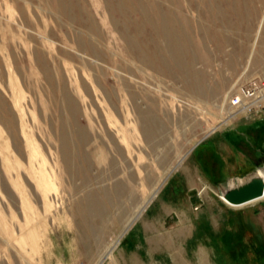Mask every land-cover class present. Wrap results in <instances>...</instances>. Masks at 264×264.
I'll return each instance as SVG.
<instances>
[{"label": "rangeland", "instance_id": "rangeland-1", "mask_svg": "<svg viewBox=\"0 0 264 264\" xmlns=\"http://www.w3.org/2000/svg\"><path fill=\"white\" fill-rule=\"evenodd\" d=\"M263 44L264 0H0V264H264V198L219 197Z\"/></svg>", "mask_w": 264, "mask_h": 264}, {"label": "built area", "instance_id": "built-area-1", "mask_svg": "<svg viewBox=\"0 0 264 264\" xmlns=\"http://www.w3.org/2000/svg\"><path fill=\"white\" fill-rule=\"evenodd\" d=\"M228 119L236 115L264 121V73L250 79L228 98Z\"/></svg>", "mask_w": 264, "mask_h": 264}, {"label": "water", "instance_id": "water-1", "mask_svg": "<svg viewBox=\"0 0 264 264\" xmlns=\"http://www.w3.org/2000/svg\"><path fill=\"white\" fill-rule=\"evenodd\" d=\"M220 196L231 207H241L264 198V166L259 165L232 185L219 184Z\"/></svg>", "mask_w": 264, "mask_h": 264}, {"label": "crops", "instance_id": "crops-1", "mask_svg": "<svg viewBox=\"0 0 264 264\" xmlns=\"http://www.w3.org/2000/svg\"><path fill=\"white\" fill-rule=\"evenodd\" d=\"M261 50H262V52H263V50H264V44H263V47H262ZM259 63H260V66H262V68H263V70H264V53H261V56H260V59H259ZM262 73H264V71H263ZM262 73H261V74H262ZM250 123L253 125V124H255V123H257V124H261L262 122L259 123V122H255V121L252 120ZM214 140H215V139H214ZM214 140H213V141H214ZM214 145H215V144H214ZM160 205H161V208H162V206H164L162 203H161ZM150 222H152V221H150ZM152 223H153V222H152Z\"/></svg>", "mask_w": 264, "mask_h": 264}, {"label": "bare ground", "instance_id": "bare-ground-1", "mask_svg": "<svg viewBox=\"0 0 264 264\" xmlns=\"http://www.w3.org/2000/svg\"><path fill=\"white\" fill-rule=\"evenodd\" d=\"M240 116H243V114L236 115V116H234V117L231 118V119L235 120L236 118H238V117H240ZM219 197H220V199H221L222 201H224L220 195H219ZM255 202H256V201H255ZM252 203H254V202H252ZM249 204H251V203H249ZM249 204H247V205H249ZM244 206H245V205H244ZM241 207H243V206H241ZM238 208H239V207H238Z\"/></svg>", "mask_w": 264, "mask_h": 264}]
</instances>
